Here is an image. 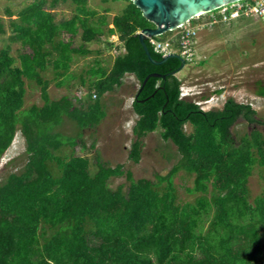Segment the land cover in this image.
Returning a JSON list of instances; mask_svg holds the SVG:
<instances>
[{"label":"trees","instance_id":"trees-1","mask_svg":"<svg viewBox=\"0 0 264 264\" xmlns=\"http://www.w3.org/2000/svg\"><path fill=\"white\" fill-rule=\"evenodd\" d=\"M61 1L33 0L20 9L9 20L10 40L28 51L13 57L9 46L0 49V157L17 131L26 153L23 167L0 182V264H264V133L255 126L233 129L239 119L264 125L257 111L232 97L210 110L180 98L182 81L169 74L180 61L172 57L153 64L147 58L138 32L154 25L132 1L126 0L109 22L106 14L87 7L88 0H71L76 12L57 22L50 9ZM79 31L83 44L78 47L61 38ZM116 34L123 51L109 69L97 64L81 76L87 95L80 106L68 96L52 100L44 72L52 67L54 79L74 78L73 57L91 52L84 44ZM145 42L160 61L163 57ZM151 73L167 76L143 84ZM125 74L139 82L128 158L138 163L143 138L156 130L179 154L169 172L154 180L135 179L131 170L103 162L98 153L91 172L88 157L73 150L64 154L77 137L57 130L64 118L79 130L96 127L106 116L102 97L121 86ZM26 80L39 87L41 106L24 108ZM255 94L264 97V80ZM256 167L263 190L251 197L249 179ZM180 171L193 175L187 189L193 201H179L174 178ZM121 176L128 184L111 187L110 180Z\"/></svg>","mask_w":264,"mask_h":264},{"label":"rangeland","instance_id":"rangeland-1","mask_svg":"<svg viewBox=\"0 0 264 264\" xmlns=\"http://www.w3.org/2000/svg\"><path fill=\"white\" fill-rule=\"evenodd\" d=\"M33 0H0V17L5 25V33L0 35V49L9 46L10 55L17 57L23 48L19 42H12L9 20L17 18V12ZM127 5L126 0H88L87 7L99 15L106 14L111 22L113 16L122 12ZM6 10L12 12L9 17ZM57 22L70 19L76 12V5L71 0L61 1L55 8L50 9ZM220 11V10H219ZM215 11V13H219ZM215 13H207L202 18H195L198 23L191 21L185 27H194V60L186 64L176 76L182 83L191 86L196 100H209V104L202 107H222L229 97L240 103L250 104L259 118L264 121V97L257 96L255 89L257 83L264 80V22L257 16L241 15L229 21H217L210 24L208 19ZM112 27V24H109ZM179 29L172 30L165 36V40L177 42ZM64 41L71 39L73 46L83 44L81 31L70 37L64 33ZM91 52L87 55L73 57L70 74L74 78L54 79L52 67L44 72V77L51 80L48 93L52 100L68 96L75 106H80L83 96L86 97L87 89L81 87L80 78L86 71L97 64L109 69L117 54L123 51L122 42L118 35L101 36L98 40L84 44ZM64 81L58 85L59 81ZM139 88V82L132 74H125L121 86L114 91L106 93L102 102L106 116L94 128L79 130L76 124L64 118L58 131L68 137H77L76 146L64 149V154L74 151L75 155L86 156L90 159V169L94 172L95 156L111 165L122 164L124 169L132 171L135 179H155L156 175H165L178 160L179 154L175 145L164 141L160 130L148 133L143 138L141 158L134 163L128 158L129 149L135 136L133 126L138 118L132 109V102ZM216 91H220L217 93ZM43 101L40 89L34 83L26 80V95L24 108L32 105L41 106ZM216 108V107H214ZM255 126L264 133V125H246L242 119L238 120L234 131H248ZM189 131V125L186 126ZM26 162L25 140L20 131H17L9 149L0 157V182L10 172H18ZM262 171L256 167L249 179L251 197L259 195L263 190ZM128 184L125 176L112 178L110 186ZM179 201L184 203L193 201L195 195L187 192L193 186V175L180 171L174 178Z\"/></svg>","mask_w":264,"mask_h":264},{"label":"water","instance_id":"water-1","mask_svg":"<svg viewBox=\"0 0 264 264\" xmlns=\"http://www.w3.org/2000/svg\"><path fill=\"white\" fill-rule=\"evenodd\" d=\"M132 3L138 7L143 17L153 23V27H147L142 29L138 33L139 41L144 49L147 58L153 64H161L167 59L175 57L179 59L180 66L175 71L169 74H176L184 66V59L176 53H172L168 56L163 57L160 61L154 60L150 54V51L145 42L147 37L152 36H162L168 31L175 30L176 28L190 22L195 17L211 12L217 8H220L226 4L233 3L240 0H130ZM162 77L165 78L166 75L159 73L149 74L143 84L150 77Z\"/></svg>","mask_w":264,"mask_h":264},{"label":"built area","instance_id":"built-area-1","mask_svg":"<svg viewBox=\"0 0 264 264\" xmlns=\"http://www.w3.org/2000/svg\"><path fill=\"white\" fill-rule=\"evenodd\" d=\"M217 10L218 11L220 10L219 13H215V11ZM212 12L215 14L214 15L212 14L211 17L208 19V22L210 24L215 23L217 21H222V22L229 20L231 21L239 18L241 15L244 14L257 16L264 22V0H240L226 4L208 13H212ZM200 17L201 15L195 18H200ZM184 25H181L180 27L176 28L179 30L177 33V42H175L174 44L173 41L160 39L159 38L160 36L147 37L146 39L149 40V43L152 45L153 50L156 53L160 54L162 57L168 56L172 53H176L179 54L184 59L186 65L188 63L193 62L194 60V54H195L194 39H195L196 30L194 27H190V26L184 28ZM194 94H200V92L198 91L196 93L192 90L191 86L181 83L180 98H192L193 101H195V103L198 104L200 108L203 110H210L214 108V107H207L209 109H204V107L202 106L205 104H209L211 102V99L204 101L196 100Z\"/></svg>","mask_w":264,"mask_h":264},{"label":"crops","instance_id":"crops-1","mask_svg":"<svg viewBox=\"0 0 264 264\" xmlns=\"http://www.w3.org/2000/svg\"><path fill=\"white\" fill-rule=\"evenodd\" d=\"M181 70H182V69H181ZM181 70H180V71H181ZM180 71H179V72H180ZM177 73H178V72H177ZM177 73H176V74H177ZM220 94H221V92H220ZM217 106H218V105H214V107H216V108H221V107H217Z\"/></svg>","mask_w":264,"mask_h":264},{"label":"clouds","instance_id":"clouds-1","mask_svg":"<svg viewBox=\"0 0 264 264\" xmlns=\"http://www.w3.org/2000/svg\"><path fill=\"white\" fill-rule=\"evenodd\" d=\"M139 32H140V31H139ZM139 32H138V33H139Z\"/></svg>","mask_w":264,"mask_h":264}]
</instances>
